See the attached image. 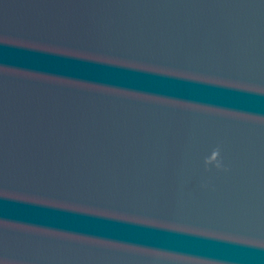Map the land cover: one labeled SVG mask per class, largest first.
<instances>
[{
	"label": "water",
	"instance_id": "water-1",
	"mask_svg": "<svg viewBox=\"0 0 264 264\" xmlns=\"http://www.w3.org/2000/svg\"><path fill=\"white\" fill-rule=\"evenodd\" d=\"M0 264H264V0H0Z\"/></svg>",
	"mask_w": 264,
	"mask_h": 264
}]
</instances>
